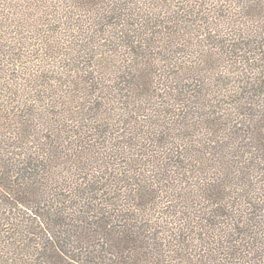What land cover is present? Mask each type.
Returning a JSON list of instances; mask_svg holds the SVG:
<instances>
[{
  "label": "trees",
  "instance_id": "16d2710c",
  "mask_svg": "<svg viewBox=\"0 0 264 264\" xmlns=\"http://www.w3.org/2000/svg\"><path fill=\"white\" fill-rule=\"evenodd\" d=\"M0 264H264V0H0Z\"/></svg>",
  "mask_w": 264,
  "mask_h": 264
},
{
  "label": "rangeland",
  "instance_id": "374dc122",
  "mask_svg": "<svg viewBox=\"0 0 264 264\" xmlns=\"http://www.w3.org/2000/svg\"><path fill=\"white\" fill-rule=\"evenodd\" d=\"M223 20H225V19H223ZM230 26H234V27H236V24H235V25H233V24L231 23L229 26H227V27H228V30H229V32L231 31V29L229 28Z\"/></svg>",
  "mask_w": 264,
  "mask_h": 264
}]
</instances>
